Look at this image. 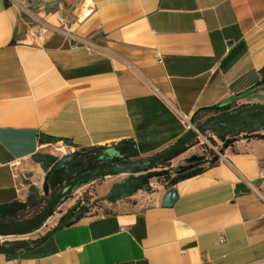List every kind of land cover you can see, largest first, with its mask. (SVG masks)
<instances>
[{"label":"crops","instance_id":"1","mask_svg":"<svg viewBox=\"0 0 264 264\" xmlns=\"http://www.w3.org/2000/svg\"><path fill=\"white\" fill-rule=\"evenodd\" d=\"M81 5L0 0V205L42 191L46 174L35 155L62 158L130 140L137 160H152L186 138L205 110L264 105L248 101L264 92V0H94V13L73 24ZM36 26L51 31L44 44ZM187 159L181 154L170 168ZM120 177L107 178L96 200ZM151 184V192L102 202L110 213H88L39 246L0 254V264L264 260V141L242 136L173 188L172 208L164 207L167 182Z\"/></svg>","mask_w":264,"mask_h":264},{"label":"water","instance_id":"2","mask_svg":"<svg viewBox=\"0 0 264 264\" xmlns=\"http://www.w3.org/2000/svg\"><path fill=\"white\" fill-rule=\"evenodd\" d=\"M209 132L220 136L225 142L220 151L221 156L246 133H264V105L256 104L232 111L212 124L195 129L165 154L145 163L121 164V161L139 157L136 144L130 140L123 141L112 149L119 157H112L102 149H82L62 158L48 154L35 155L33 161L42 165L46 174L43 195H31L25 202L16 201L0 205V254H15L31 245L39 246L44 243L55 233V229L37 240L2 241V239L25 238L40 231L78 190L106 178L129 176L128 179L114 185L109 194L97 200L95 204L100 202L116 204L126 201L140 191L151 192L152 181L169 179L166 184L168 190L164 198V207L172 208L178 199L173 188L181 181L200 175L203 166L209 164V161L204 156L193 155L187 159L186 167H179L176 171L160 169L185 153L197 139ZM219 158L216 156L213 163H217ZM173 173L175 175L171 176ZM51 194L54 196L37 216L32 219L19 218L34 208L42 197L49 198ZM89 211V207H80L78 204L65 220H60L57 228L69 225L72 216L77 220Z\"/></svg>","mask_w":264,"mask_h":264},{"label":"rangeland","instance_id":"3","mask_svg":"<svg viewBox=\"0 0 264 264\" xmlns=\"http://www.w3.org/2000/svg\"><path fill=\"white\" fill-rule=\"evenodd\" d=\"M253 99H259L260 101H262L264 103V92L260 93L259 95H254L253 97H248V101H252ZM215 118H213L214 120ZM206 121V119H201L200 122H198V124H204ZM192 127L194 129H198L196 127V125L192 124ZM214 140V141H213ZM209 142V143H207ZM221 142H223L221 139H219L216 135H214L213 133L209 132L204 134L202 137H200L199 139H197L188 149L187 151L184 153L186 156H188V158H190L193 155H200V156H204L206 157L207 160H211L214 159L217 155L215 153V151L212 149V147L217 148L218 150L221 151V149L224 146V143L222 144ZM57 157H60V155L62 154L61 152H54ZM173 164V161H171L170 163L166 164L163 168H161L160 170H171V166ZM187 166V162L183 161L182 163H180V167H186ZM129 176L128 175H122V177H120L118 180L121 181L122 179H128ZM110 181V179H104L101 182H97L95 185L89 187L88 189L84 190V191H80L81 193H75L73 195V197L71 198V200H76V204L72 207H70L68 209V205H63L60 210L46 223V225L39 231L36 233V235H34V237H37L38 239L43 237L44 235L47 234V232L50 229H53L54 227H56L60 220L65 216V214L67 212H69L70 210H72L75 206H77L78 204H80V207H89L90 211L89 213H104L106 211H111L108 207H106L105 205L102 204V202H100L99 206H97L95 204V202L97 201L96 198L100 197V190L101 188ZM121 183V182H120ZM37 195L42 196L43 195V190L41 192H39ZM73 202V201H72ZM95 204V205H94ZM31 215H25V218H29Z\"/></svg>","mask_w":264,"mask_h":264},{"label":"trees","instance_id":"4","mask_svg":"<svg viewBox=\"0 0 264 264\" xmlns=\"http://www.w3.org/2000/svg\"><path fill=\"white\" fill-rule=\"evenodd\" d=\"M263 73V76H264V69L262 71ZM259 85H264V77L262 79V81L259 83ZM231 104H227V105H221V106H217L215 108H212V109H208V110H205L199 114H197L194 119L192 120V124L193 125H196V127L199 129L205 125H209V124H212L216 119H218L220 116L222 115H225V114H228L230 109H231ZM204 117H208L205 121L204 124H198V122H200L201 119H204ZM213 118H215L213 120ZM193 131L192 130H189L187 135L185 137H188ZM219 139H222L220 136H217ZM243 138L244 139H257V140H262L264 141V135L262 133H246L245 135H243ZM49 141H57V140H54V139H49ZM214 141V140H213ZM187 151V150H186ZM166 153V152H165ZM164 153V154H165ZM163 155V154H162ZM181 155V154H180ZM161 156V155H160ZM159 157V156H158ZM155 159V158H154ZM213 160L214 159H211V160H208L209 163L211 165H215L216 163H213ZM98 204V205H97ZM96 205L99 206L100 204L97 203ZM45 208V204H41V205H36L34 208H32L31 210H29L28 212L26 213H23L19 218H23V219H32L34 218L35 216H37L43 209ZM104 213H110V211H106ZM31 215L29 218H25V215ZM76 220L72 219V222L67 225V226H64L60 229H58L57 227L55 228V233L61 229H64L72 224L75 223ZM31 247H36L35 245H31L29 248ZM27 248V249H29ZM25 249V250H27Z\"/></svg>","mask_w":264,"mask_h":264},{"label":"built area","instance_id":"5","mask_svg":"<svg viewBox=\"0 0 264 264\" xmlns=\"http://www.w3.org/2000/svg\"><path fill=\"white\" fill-rule=\"evenodd\" d=\"M82 2L80 8V15L78 17H73L72 21L74 23L83 22L85 19L89 18L94 13V0H80ZM59 27L63 30L64 33H69L68 27L69 23L67 17L64 15L59 16L58 18ZM51 31L46 26H36L34 29V38L39 44H44ZM192 131L195 130L192 126ZM209 143V142H207ZM225 143L224 141L221 142ZM216 155L220 157V150L212 147ZM16 166V164H14ZM253 264H264V260L254 262Z\"/></svg>","mask_w":264,"mask_h":264},{"label":"flooded vegetation","instance_id":"6","mask_svg":"<svg viewBox=\"0 0 264 264\" xmlns=\"http://www.w3.org/2000/svg\"><path fill=\"white\" fill-rule=\"evenodd\" d=\"M226 116V114L225 115H222V116H220L218 119H216L214 122H216V121H218V120H220V119H222L223 117H225ZM213 122V123H214ZM87 150H92V149H87ZM102 150H104V151H106L107 153H109L110 154V156H114V157H119V154H116V153H114L113 152V150H107V149H102ZM148 161H150V160H145V161H140V160H137V158H130V159H128L127 161H121V164H140V163H145V162H148ZM99 164V163H98ZM188 166V165H187ZM175 175V174H174ZM171 176H173V175H171ZM165 181L166 182H168L169 181V179L167 180V179H165ZM52 196H54V194H51L50 196H49V198H41L40 199V202L38 203L39 205H41V204H45V206H46V204H48V202H49V200L51 199V197ZM37 204V205H38ZM71 211V210H70ZM70 211L69 212H67L66 214H65V216L62 218L63 220H65L69 215H70ZM78 212V211H77ZM72 219H73V216L71 217Z\"/></svg>","mask_w":264,"mask_h":264}]
</instances>
